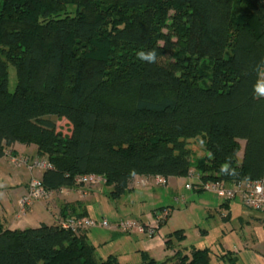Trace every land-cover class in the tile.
Instances as JSON below:
<instances>
[{
    "label": "trees",
    "instance_id": "trees-1",
    "mask_svg": "<svg viewBox=\"0 0 264 264\" xmlns=\"http://www.w3.org/2000/svg\"><path fill=\"white\" fill-rule=\"evenodd\" d=\"M0 2V159L14 144L35 146L51 164L39 178L47 192L91 174L113 200L135 177L195 172L239 186L264 176V98L253 94L264 0ZM151 49L155 64L137 58ZM52 118L66 120L71 134ZM198 136L206 154L192 164L187 141ZM224 165L233 171L222 174ZM68 211L63 218L82 217ZM59 223L14 231L0 223V264H122L98 259L86 231ZM169 237L172 257L159 263L141 252L142 262L208 264L209 249L174 250Z\"/></svg>",
    "mask_w": 264,
    "mask_h": 264
},
{
    "label": "rangeland",
    "instance_id": "rangeland-1",
    "mask_svg": "<svg viewBox=\"0 0 264 264\" xmlns=\"http://www.w3.org/2000/svg\"><path fill=\"white\" fill-rule=\"evenodd\" d=\"M68 9L69 11H74L73 8L68 7ZM16 83L15 70L10 67L8 78V91L10 93L14 92ZM52 120L55 121L56 130L63 136L67 137L71 134V127L66 120L55 118H52ZM187 142V147L190 150V161L192 164H195L197 160L201 159L206 154L203 146L204 141L201 136H198ZM18 168L26 167L21 166ZM34 178L39 179L40 177H33L31 179ZM191 182L192 180L188 178H177L175 181L171 182L172 184H176L175 189L173 190L168 189L167 186L161 187L155 185L152 178L148 179V181L144 180L141 183L142 185L140 184L141 186L134 189L132 192V196H140V199H143V202L138 208L134 206L133 208L136 209L131 211L129 210V206L124 205L130 197H132L131 195L126 194L120 199L113 200L109 195L111 191L110 187H107L104 184L87 187L85 189L87 190V194L92 193V203L88 205L90 219L97 222L104 219L112 226L109 229L96 226L89 230V242L96 248L97 258L104 260L109 255L116 253L117 248L118 250L119 248H122L121 250L126 252L121 258L122 264H144L140 257L141 252L136 253L131 251L133 248L135 249V245L130 247L127 244H121L122 247H120L117 243H112L108 246H98V242H95L94 239L99 238L103 240L110 235L111 231L119 232L115 228V225L117 224L115 221L117 219H114L113 212L115 211L112 210L114 207L123 213L122 215L124 216L119 215L120 217H124L122 218L123 222L131 220L137 221V218L135 219V217H138L139 215L142 217L144 214L151 212L154 209L164 207L170 208L172 211L169 217L161 225L160 232L166 238L170 236L169 238L174 250L181 247L189 250L191 248L209 249L210 257L208 264H255V261L257 264H264V237L261 229L257 228L252 237H248L247 230L242 228L239 224V217L246 216L248 213L241 206L240 192L236 194V197L228 207L223 206L222 204L224 201L220 199H218L215 205L214 200L216 197L212 193L187 190L185 188V183L189 184ZM142 191H147V193H143ZM59 192H53L48 199L38 202H47L51 199L58 201L60 200ZM35 203L37 202H34L33 204ZM29 207H26L23 210L28 211ZM17 208H19V206ZM124 208H126V210H124ZM123 211H126V213ZM159 211L160 210L157 212ZM22 221L28 223L29 218H25ZM177 232H180L183 236L181 241H178V239L173 236ZM126 235H133L132 238L134 242L138 241L135 240L136 235L138 234ZM138 247L140 249L139 244ZM169 254L170 250H166V252L163 250H157L156 252H153L152 257H155L158 262L163 259L164 256ZM161 262L164 261L161 260Z\"/></svg>",
    "mask_w": 264,
    "mask_h": 264
},
{
    "label": "crops",
    "instance_id": "crops-1",
    "mask_svg": "<svg viewBox=\"0 0 264 264\" xmlns=\"http://www.w3.org/2000/svg\"><path fill=\"white\" fill-rule=\"evenodd\" d=\"M36 151V147L33 145L24 146L21 144H14L11 148L6 149L5 156L0 159V223L10 231L24 230L26 228H37L41 223H44L46 225H55L58 224L62 219H64L63 217H65L62 214L63 208H68V214L70 215H82V217L90 218L88 212V205L92 203V193L87 194V190H85L86 187L81 186H78L73 189H61L60 192L58 191L60 194V200H58L59 202L52 199L47 202H37L31 205V207L28 208V211L20 210L19 208H17L19 199L25 194L27 190L29 180L33 177H41L42 173L34 170L31 171L27 168H18L15 166L12 167V165L10 164V157H27L30 159H38L39 157L37 156ZM238 158L241 159V155ZM145 179L146 178L143 177H135L133 182L129 186L128 191L124 195L127 194L132 196V192L134 191V189L140 187L142 185L141 183ZM176 179L177 178L168 179V189H175L176 184H172L171 182L175 181ZM240 186L243 187L244 185ZM142 192L147 193V191ZM83 193H85V195ZM124 195H122L121 197H123ZM217 201L218 199L215 198V205ZM142 202L143 199H140V196H132L124 205L129 206V210L131 211L136 209L133 208L134 206L138 208ZM231 202L232 201L223 202L222 205L228 207ZM241 206L248 213L246 214V216L239 217L238 220L240 226L247 230L248 237H252L253 233L257 228L261 229L262 235L264 237L263 216L259 213L247 210L243 207L242 203ZM160 208L154 209L153 211L144 214V216L142 217H140L139 215L138 217H135V219L137 218L136 220L141 223H147L151 220L153 214H155ZM112 210L115 211L113 212L114 219H117L116 221L114 219L113 220L117 223L122 221V218L124 217H120L119 215L124 216L122 215L123 213L118 211V209H116L115 207L112 208ZM124 210H126V208H124ZM123 212L126 213V211ZM25 218H29L28 223L22 221ZM160 229L161 227L159 228L158 235L152 238L139 234L136 235L135 240H138L137 242H134L132 238L133 235H126L115 231H111L110 235L103 240L99 238L94 240L95 242H98V246H108L112 243H117L120 247H122L121 244H127L130 247L132 245H135L136 247L135 249L133 248L131 250L132 252H145L149 255V257L156 261L157 259L155 257H152L153 252H156L157 250H163L164 252H166L164 246L166 237L161 234ZM84 235L86 236V239L89 242V230L86 231ZM138 244L140 245V249L138 247ZM91 245L94 246L93 244ZM121 249L122 248H119L118 250L117 248L116 253L112 254L113 256H116L120 262L122 256L126 254V252H123ZM172 254L173 251L170 250V254L164 256L161 260L164 261L165 259L171 257ZM161 260H159L158 262H161ZM254 263L257 264L256 261Z\"/></svg>",
    "mask_w": 264,
    "mask_h": 264
},
{
    "label": "built area",
    "instance_id": "built-area-1",
    "mask_svg": "<svg viewBox=\"0 0 264 264\" xmlns=\"http://www.w3.org/2000/svg\"><path fill=\"white\" fill-rule=\"evenodd\" d=\"M10 164L15 167L24 166L29 170L37 172H43L51 169V164L44 158L30 159L25 157H10ZM150 179V178H149ZM153 182L157 186L166 187L168 180L163 177H153ZM188 179L192 182L185 184L187 190H202L212 193L217 199L224 202L232 201L238 192L241 194V203L244 208L249 211L259 213L263 216V233H264V176L253 183L244 184L243 187L239 186H227L219 182L203 181L201 175L195 172H190ZM148 181V179H145ZM75 183L81 187H93L98 184H104L105 181L95 175H86L76 178ZM53 192H47L40 179H31L28 183L26 193L20 198L18 206L21 210L31 206L34 202L48 199ZM85 195V193H83ZM170 208H164L159 212H156L150 221L147 223H141L139 221H121L115 225V228L125 234H139L147 237H155L158 235L159 228L169 217L171 213ZM59 226L61 229L78 233L82 231L90 230L93 227L99 226L101 228L109 229L112 226L106 221L101 220L97 222L86 217H67L60 221Z\"/></svg>",
    "mask_w": 264,
    "mask_h": 264
},
{
    "label": "clouds",
    "instance_id": "clouds-1",
    "mask_svg": "<svg viewBox=\"0 0 264 264\" xmlns=\"http://www.w3.org/2000/svg\"><path fill=\"white\" fill-rule=\"evenodd\" d=\"M157 51L155 49L140 51L137 53V58L146 64H155L157 62ZM258 78L256 83L253 85V94L258 98H264V61L261 66L257 68ZM222 174H230L231 170L228 165L221 167Z\"/></svg>",
    "mask_w": 264,
    "mask_h": 264
}]
</instances>
